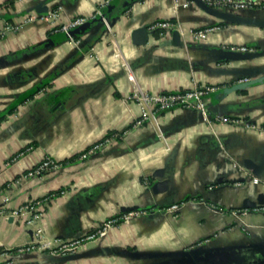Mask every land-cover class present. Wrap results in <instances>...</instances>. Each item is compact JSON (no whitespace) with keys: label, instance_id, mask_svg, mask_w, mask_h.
<instances>
[{"label":"crops","instance_id":"obj_1","mask_svg":"<svg viewBox=\"0 0 264 264\" xmlns=\"http://www.w3.org/2000/svg\"><path fill=\"white\" fill-rule=\"evenodd\" d=\"M9 1L0 0V264H264V209L244 207L264 193V11L211 14L193 0ZM100 8L102 19L91 18ZM50 10L59 11L54 22L42 17ZM78 17L83 27L59 29ZM161 21L175 26L157 36ZM144 26L149 41L137 45L133 31ZM206 28V38L193 36ZM240 46L261 54L233 55ZM129 74L151 94L211 87L213 121L174 107L137 125ZM46 158L57 165L30 174ZM160 169L168 190L155 193ZM31 203L53 243L120 220L74 258L52 257L13 216ZM124 207H136L128 220ZM190 249L199 251L177 256Z\"/></svg>","mask_w":264,"mask_h":264},{"label":"built area","instance_id":"obj_2","mask_svg":"<svg viewBox=\"0 0 264 264\" xmlns=\"http://www.w3.org/2000/svg\"><path fill=\"white\" fill-rule=\"evenodd\" d=\"M111 0H105L101 4V8L105 7ZM211 7H224L234 10H244V9H253L257 8L264 11V0H204ZM189 2H186L184 5L187 6ZM98 9V12L95 13L91 18H95L97 16L103 17L102 10ZM59 16L58 10H50L48 13L43 15L42 17L49 21L54 22ZM36 17V16H35ZM31 17V19L35 18ZM88 20L84 17H78L71 21L68 24L61 25L59 27L63 32L70 34V31L74 28H77L85 23ZM175 25L170 21H161L155 23L152 28H165L167 30H171ZM213 30V28H206L203 30L192 31L193 36L197 39L206 38L208 33ZM233 51L240 52H249L251 49L247 46L233 47ZM129 78L131 81L135 83L134 90L132 93V97L137 101V103L141 107V117L137 120V125H142L146 121H155L157 120V114L161 111H165L167 109H171L174 107H186V108H194L201 111L202 115L208 122H212V117L208 111V105L205 100V95L208 94L212 88L204 87V88H195L185 92H169V93H160V94H151L149 92L143 91L139 85L136 83L134 76L129 74ZM220 120V117H215V120ZM223 121H229V119L224 118ZM102 143L95 145L94 149L100 147ZM57 163L51 158H46L42 161V163L30 174H39L48 170L51 167L56 166ZM253 181L255 183L259 182L258 177H254ZM177 209V206L173 207ZM264 209V206H262ZM236 216H239L241 213L238 211H231ZM136 212L130 211L123 216L124 220H128L132 215ZM244 214L245 211H242ZM42 213L36 207L34 203L28 204L25 207L14 212L13 216H18L22 218L23 223L27 226L33 227L34 241L32 244H37L38 248L41 251H44L46 254L52 257L58 256H66L69 254H74L87 240L96 239L97 237L103 235L105 231L112 225L119 222L120 218H110L108 219L102 227L97 229L95 232L83 235L81 237H77L71 241H59V242H51L48 240L44 234V229L36 224V221L40 219ZM28 249H32V247H28Z\"/></svg>","mask_w":264,"mask_h":264},{"label":"water","instance_id":"obj_3","mask_svg":"<svg viewBox=\"0 0 264 264\" xmlns=\"http://www.w3.org/2000/svg\"><path fill=\"white\" fill-rule=\"evenodd\" d=\"M196 2L198 6H200L202 9L206 10L207 12L211 14H216L219 11H217L214 7L209 6L204 0H193ZM93 19H102V16H97ZM85 24V23H84ZM84 24L81 25V27L84 26ZM150 31L147 26L144 27H139L133 31V42L137 45H144L149 41L150 38ZM173 43L175 45H180L181 44V36H180V31L179 30H174L173 31ZM233 55L242 57V58H253L259 56L261 53L260 52H240V51H233ZM245 165L248 169L252 170L254 173L258 174V167L255 165L251 160H246ZM155 177L162 178L161 180L157 181L154 183L152 189L155 193H161L165 192L168 190V181L164 179L165 172L163 169H160L156 171L154 174ZM260 206H264V193H260L255 201L247 200L244 204L245 208H257ZM133 209H136V207H124L123 211H131ZM199 251V249H190L187 251L179 252L177 253V256L183 257V256H188V255H194ZM75 255H69L66 256L68 259L74 258ZM206 261V259H200V258H193V259H187L185 261H181L178 264H197L200 262ZM210 263L211 261H208Z\"/></svg>","mask_w":264,"mask_h":264},{"label":"trees","instance_id":"obj_4","mask_svg":"<svg viewBox=\"0 0 264 264\" xmlns=\"http://www.w3.org/2000/svg\"><path fill=\"white\" fill-rule=\"evenodd\" d=\"M11 4L13 3V0H10L9 1ZM164 32V29H157L156 31H155V34L158 36V35H160V34H162ZM4 117V116H3ZM3 117H0V120L3 118Z\"/></svg>","mask_w":264,"mask_h":264}]
</instances>
